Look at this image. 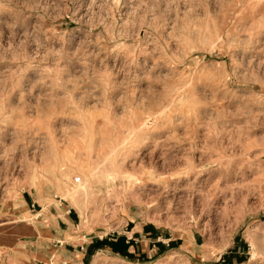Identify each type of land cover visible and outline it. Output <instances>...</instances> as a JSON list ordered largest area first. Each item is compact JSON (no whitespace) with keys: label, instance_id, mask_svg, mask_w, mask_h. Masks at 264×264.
<instances>
[{"label":"rangeland","instance_id":"1","mask_svg":"<svg viewBox=\"0 0 264 264\" xmlns=\"http://www.w3.org/2000/svg\"><path fill=\"white\" fill-rule=\"evenodd\" d=\"M0 264H264V0H0Z\"/></svg>","mask_w":264,"mask_h":264},{"label":"crops","instance_id":"2","mask_svg":"<svg viewBox=\"0 0 264 264\" xmlns=\"http://www.w3.org/2000/svg\"><path fill=\"white\" fill-rule=\"evenodd\" d=\"M50 207L52 206L46 205L44 208L42 207V210H40L41 213L37 215V217H40L42 221L41 223L37 224H39L38 228H48V232L52 234V239L57 241V239L54 237V234H58V236H60V233L63 232L62 229H57V227H70L74 226V224L71 219V213L68 212V209L65 206L56 205L51 209H48ZM42 231L44 230H41V232ZM35 240L39 242L40 238L37 237Z\"/></svg>","mask_w":264,"mask_h":264},{"label":"bare ground","instance_id":"3","mask_svg":"<svg viewBox=\"0 0 264 264\" xmlns=\"http://www.w3.org/2000/svg\"><path fill=\"white\" fill-rule=\"evenodd\" d=\"M158 115V114H157ZM71 181V180H70ZM61 183V182H60ZM65 183V182H64ZM67 183V182H66ZM71 183H73V182H71ZM76 183V182H75ZM74 184V183H73ZM62 185V184H61ZM69 185V184H68ZM71 185V184H70ZM64 186V185H63ZM76 189H77V187H76ZM82 189H78L77 191H81ZM66 191V190H65ZM69 192V191H68ZM71 193V192H70Z\"/></svg>","mask_w":264,"mask_h":264},{"label":"built area","instance_id":"4","mask_svg":"<svg viewBox=\"0 0 264 264\" xmlns=\"http://www.w3.org/2000/svg\"><path fill=\"white\" fill-rule=\"evenodd\" d=\"M76 181H78V180L76 179Z\"/></svg>","mask_w":264,"mask_h":264}]
</instances>
